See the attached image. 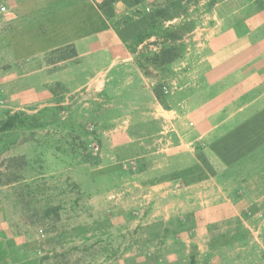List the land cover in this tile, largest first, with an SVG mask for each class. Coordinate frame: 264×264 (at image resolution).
I'll list each match as a JSON object with an SVG mask.
<instances>
[{"label": "rangeland", "instance_id": "374dc122", "mask_svg": "<svg viewBox=\"0 0 264 264\" xmlns=\"http://www.w3.org/2000/svg\"><path fill=\"white\" fill-rule=\"evenodd\" d=\"M15 1L0 0V119L22 113L14 129L0 132V237L12 264H264V140L254 151L236 143L224 147L232 161L228 168L222 163L226 173L211 177L212 165L200 168L192 156L205 151L212 157L222 144L255 139L254 133L215 131L204 143L177 147L183 132L168 118L160 125L137 103H149L147 91L156 88L161 106L174 104L175 84L168 80L179 79L185 41L213 0H140V12L154 14V24L147 38L136 44L134 35L126 47L147 83L142 94L134 80L108 82L99 94L69 93L72 80L86 76L71 65L64 85L41 83L42 96L32 92L34 83L19 81L20 65L37 49L33 38L17 29L5 33ZM117 1L104 14L115 23L132 19L137 10L119 16ZM75 12L50 20L58 27ZM72 49L50 51L47 58L72 57ZM160 49L170 61L153 62ZM161 148L169 150L155 152ZM190 163L194 169L183 170ZM194 170L207 175L192 180Z\"/></svg>", "mask_w": 264, "mask_h": 264}, {"label": "crops", "instance_id": "0c3cea01", "mask_svg": "<svg viewBox=\"0 0 264 264\" xmlns=\"http://www.w3.org/2000/svg\"><path fill=\"white\" fill-rule=\"evenodd\" d=\"M103 1L16 0L14 2L13 9L6 15L9 20L5 33L12 34L13 29L22 33L27 32L28 37H32V41L36 44H33L37 48L36 52L27 54L34 56L27 57L19 70L21 83L35 84L32 87L35 96H42L43 91L40 87L45 81L64 85L63 82H66L62 78L64 74L69 76L74 72L68 67L71 65H75L86 76L72 80L73 83L67 88L69 93L82 91L87 95L99 94L103 92L108 82L115 81L119 84L131 80L136 83L133 89L137 94H142L145 90L147 86L145 78L134 63L126 44L134 35L149 31L152 26L148 15L143 11L140 12L142 10V7H139L140 0H132L128 4L118 0L115 5L119 16L136 10L137 13L126 22L115 23L114 19L104 14L105 6L111 3L103 6ZM145 9L148 10L147 7ZM73 10L76 11L75 15H66L65 20L58 27L50 20L61 11L66 14ZM190 35V40L185 41L187 46L180 60V67H177L180 69L179 79H167L170 85L175 84L174 104L164 108L150 89L147 91L149 103L147 101L143 105L142 100L138 98L137 103L141 104V110L144 106L145 109L148 107L157 123L161 125V121L168 118L179 134L183 132L185 139L181 140L180 144H176L177 147L187 146L197 140L204 143V138L209 134L213 135L215 131L219 133L232 130L235 135L247 130L254 133L256 139V134L263 133L264 130L262 116L264 114V0H213L206 19L201 25L194 27ZM49 36H52V39ZM45 38H49L52 42L45 43ZM37 42L43 43L37 45ZM22 43L25 46L31 44L27 40ZM67 45L73 46L75 53L72 57L59 60L47 58V53L50 51ZM5 51L6 62L8 60L12 62L9 59L12 53L7 49ZM105 54L107 57H104ZM84 58H88L87 63L84 62ZM10 65L16 68L15 62ZM31 67L36 69L30 70ZM35 74H43L44 78L32 80L31 76ZM170 77L171 74H168V78ZM239 115L243 117L238 122L232 123V120ZM255 115L259 116L258 120H254ZM188 123H192V126ZM192 130L195 132L194 136H191ZM186 136L189 138L186 139ZM255 139H246L244 136L234 138L233 142L222 144L223 149L215 151L212 157L211 153L205 151L202 155L197 153L192 156L193 162L199 164L200 168L203 165H212L214 171L211 177H217L220 173H226L222 163H228L227 159L232 161L233 155L227 150H230V145L236 143L239 147H249L250 151H254V147L263 144L264 140L262 138L261 141L255 142ZM160 140H164L162 144L170 141L168 138ZM226 146L227 149L224 148ZM167 150L169 148H161L155 152L162 153ZM189 169L194 168L186 166L183 170L189 171ZM194 173L196 175L191 177L201 175L203 179L207 175L203 176L201 170L197 173L194 170ZM191 174L192 172L189 175ZM162 177V179L168 178ZM0 264H12L2 237H0Z\"/></svg>", "mask_w": 264, "mask_h": 264}, {"label": "trees", "instance_id": "16d2710c", "mask_svg": "<svg viewBox=\"0 0 264 264\" xmlns=\"http://www.w3.org/2000/svg\"><path fill=\"white\" fill-rule=\"evenodd\" d=\"M114 0H104L103 2H102V5L104 6V5H108V4H110V3H112ZM159 12H157L156 14H158ZM148 19H149V21H150V23H151V26H153V24H154V19H155V15L154 14H148ZM149 35H148V33L147 32H143V33H140V34H137L134 38H133V42H135L136 44L137 43H140V42H142L145 38H147ZM130 48V47H129ZM133 52H134V50L133 49H131ZM72 53L74 54L75 53V51H74V49H72ZM168 53L169 52H164L163 51V49H160V51H159V53H157L156 55H155V59L153 60V62H155V61H158L157 59H159V58H161V63H165V62H168V61H170L171 60V58L170 57H168ZM164 54H166L167 55V57L165 58V59H162V55H164ZM153 93H154V95H155V97L157 98V99H160V91H159V89H156V88H154L153 89ZM21 117H22V113H18V112H14V113H11V114H8L7 116H5L4 118H2V119H0V132H5V131H10V130H12V129H14V127L16 126V124H17V122H19L20 120H21ZM204 155H206L205 153H204ZM205 160H206V158H205ZM194 166V163H190L189 165H188V168H192ZM190 170V169H189ZM211 174L213 173V171H211L210 172ZM209 173V174H210ZM194 172H192V174L191 175H189V178H193V179H195V180H197V179H201L202 177H201V175H199L198 177H191V176H194ZM196 175V174H195ZM203 176H205V174L203 175ZM192 179V180H193Z\"/></svg>", "mask_w": 264, "mask_h": 264}]
</instances>
